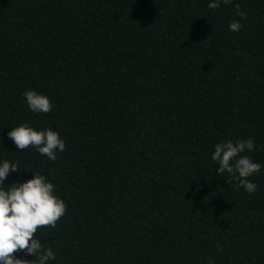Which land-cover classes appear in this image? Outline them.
I'll list each match as a JSON object with an SVG mask.
<instances>
[{"label":"trees","instance_id":"16d2710c","mask_svg":"<svg viewBox=\"0 0 264 264\" xmlns=\"http://www.w3.org/2000/svg\"><path fill=\"white\" fill-rule=\"evenodd\" d=\"M208 2L0 0V157L32 169L5 184L40 172L66 203L35 234L50 264H264V167L248 194L211 159L251 137L264 165V0ZM24 122L65 151L16 149Z\"/></svg>","mask_w":264,"mask_h":264},{"label":"clouds","instance_id":"9594fccd","mask_svg":"<svg viewBox=\"0 0 264 264\" xmlns=\"http://www.w3.org/2000/svg\"><path fill=\"white\" fill-rule=\"evenodd\" d=\"M222 3L229 4L231 0H209L207 7L218 9ZM236 15L243 19L245 13L237 6ZM241 27L239 20H233L228 25L229 31L233 32L240 31ZM23 96L32 113L47 114L54 108L47 95L34 89L24 91ZM7 137L19 151L31 147L50 161H55L57 154L66 148L65 140L58 131L50 127L37 129L28 122L12 127ZM254 146L251 137L236 142L225 140L214 145L211 155L218 165L217 171L227 172L248 194L256 193L258 189V185L248 178L259 174L264 167L245 154L251 152ZM21 169L32 170L0 157V264H50L56 260V254L35 234L38 228L55 227L57 220L65 214L67 205L56 193L54 184L40 172L32 171L31 178L6 185L9 174ZM16 253L33 258L27 260ZM208 264L215 262L209 260Z\"/></svg>","mask_w":264,"mask_h":264}]
</instances>
